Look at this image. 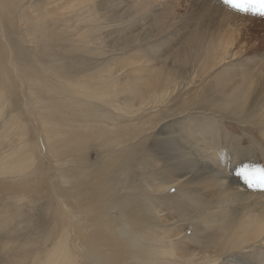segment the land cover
Here are the masks:
<instances>
[{
  "label": "bare ground",
  "instance_id": "1",
  "mask_svg": "<svg viewBox=\"0 0 264 264\" xmlns=\"http://www.w3.org/2000/svg\"><path fill=\"white\" fill-rule=\"evenodd\" d=\"M206 3L182 26L171 18L169 8L171 13L166 12L162 0H0V264H89L83 261L87 250L101 264H189L186 254L177 258L171 252L188 239L186 233L167 234L188 221L195 223L198 230L193 232L201 239L229 231L233 242L226 246L238 250L264 233V201L241 196L238 183L221 170L224 167L206 163L197 150L183 149L185 155L180 154L170 132L158 133L153 142L167 155L166 165L143 166L139 175L142 182L152 177L168 181L157 191L171 200L175 193L170 189L176 187V193L188 196L179 206L195 208L183 213L169 210L177 218L171 217L167 225L160 220L169 216L166 211L151 213L158 227L143 224L137 215L142 198L108 207L111 193L105 181L94 183L89 175L82 179L93 171L91 151L107 153L114 159L110 163L127 176L135 173L132 167L139 168L134 153L152 138L135 131L137 120L205 74L204 59L183 70L178 61H183L181 50L199 31L202 13L212 4ZM152 16L156 21L150 23ZM215 48L222 55L204 56L213 74L222 68L210 76L215 83L210 96L217 100L208 109L238 119L256 115L264 124V70L256 62L242 66L243 60L223 41ZM257 71L262 72L259 77ZM18 75L28 85L30 105L41 110L40 146L23 113ZM39 149L50 156L78 154L73 166L46 167L39 162ZM96 173L102 177V172ZM174 175L186 179L172 180ZM196 179L210 183L199 190ZM140 189L130 185L121 192L139 197ZM118 217L138 227L128 232L121 224L127 244L108 246L106 226ZM90 224L94 227L88 234ZM248 255L256 256L251 251ZM256 260L264 264V258Z\"/></svg>",
  "mask_w": 264,
  "mask_h": 264
},
{
  "label": "rangeland",
  "instance_id": "2",
  "mask_svg": "<svg viewBox=\"0 0 264 264\" xmlns=\"http://www.w3.org/2000/svg\"><path fill=\"white\" fill-rule=\"evenodd\" d=\"M207 1H211L212 4L202 13L203 16L199 25V31L192 33L193 36H191L190 41L181 50V59L183 61H178V66L183 70L193 67L192 65L197 67L202 62V59H204L207 64L203 68L205 74H201V77L198 75L193 84L188 88L178 89L174 94L172 92L173 95L169 97L164 105L154 109V112L144 113L137 120L136 124L139 126H137L138 129L135 131H141L144 139L147 137L152 138L147 144L141 146L138 152L134 153V158L139 168L132 167L135 173L127 176V171H122L120 166H113L110 163L114 159L107 153L91 151L88 159L93 171L82 178L86 179V176L89 175L93 178L94 183H101L102 179L105 181V190L111 193L107 200L108 207L123 199L133 200L135 198H142V209L138 210L137 215L148 228L159 226L157 220L151 215L154 211H166L164 215L168 214L169 216H162L160 220H166L167 225V221L171 217L177 218V214L169 210L183 213L195 209L192 206L183 208L179 206L180 203L188 200V196L176 193V187L170 189V194L175 193L171 200L165 198L162 191H157L160 187H167L168 181L159 180L158 177L149 178L146 182H142L140 179L141 167L157 165L159 168H163L167 163V155L163 154L160 147L153 143L158 133L170 132L172 136L176 137L177 144L181 147L179 150L181 152L180 154H184L182 152L183 149L187 152L188 150H192L193 152L197 150L199 158H204L203 160H206V163L208 161L213 164L215 163L214 165L216 167H224L221 170L230 176V178L227 176L229 180L231 179V181L233 180L235 183H238L236 187H238L237 189L241 194L243 193L241 196L248 197L249 195H253L251 197H255L254 200L257 201L258 199V202L259 200L260 202L264 201V189L249 188L243 179L236 175L237 169L244 165H248L251 168L264 169V124L261 123L256 115H252L248 119H238L235 115L230 116L227 113H220L218 111L216 112V110L208 109L217 100V97L210 96L211 92H214L215 83L210 81V76L213 72L211 71L210 65H208V58L204 57L206 54L222 55L215 47L223 41L243 60L244 64L242 66L247 67L250 62H256L259 64V69L264 70V15L251 11L242 12L233 9L229 5H225L223 0H162V3L166 4L167 13L170 14L172 12V19H176L182 26H186L189 24V18L192 17L189 14L193 15L199 8L207 4ZM167 8L171 12H168ZM153 21H156L155 17L149 22L153 23ZM221 69H218L213 76L222 72ZM255 74L259 77L262 72L257 71ZM16 85L20 88H17V92L20 93V96H23L20 99L21 105L24 106V116L31 127L33 138L37 140L40 146L37 138L40 137V132L37 128L39 122L37 113L41 110L35 109L30 105L28 85L21 76L16 81ZM144 105L148 106L149 102ZM208 111H212L213 113ZM60 118L64 120L63 117ZM135 131H133L134 134L138 133ZM41 136L42 140H44L42 133ZM208 147L212 148L210 149ZM77 154L76 152H58L57 155L50 156V154L47 155L46 152H42L41 149L37 152L39 162L46 167L62 166V164L73 166L72 162ZM179 164H184L188 170L191 169L184 160H180ZM96 172H102V177ZM171 179H181L184 181L186 177L174 175ZM209 183V179H196V186L199 190H202ZM130 185L137 186L139 189L141 188L139 191L141 196L127 197L121 192L123 188ZM74 186H77L75 179ZM152 187L156 188L155 192H153ZM227 211L224 212L228 214L229 212ZM58 212L61 213L60 211ZM234 213L232 212V214ZM109 214H111L110 211L106 215ZM113 215H116V212H113ZM190 219V221H196L192 217ZM121 224L128 226V232H134L138 227V224H134L130 219L118 217L113 223H109L106 226L108 246H123V244H127L124 243L125 237L121 235L119 230ZM93 227V224L87 227L88 234L93 232ZM194 229L198 230L195 223L188 221L185 226H178L172 231L167 232L168 235H177L180 231L186 233L187 237L185 238L188 239L181 243L178 250L175 251L173 249L171 252L177 258L182 254H186V261L189 264H192L190 262L193 261L196 263L198 260L200 263L210 261V264H259L260 262L256 259L264 258V233L255 235L259 238L253 240V243L244 250H238L226 246L227 243L233 242L229 231L225 234L217 232L213 238L207 240L198 238L196 232H193ZM212 240L215 241L212 242ZM180 241L182 240L180 239ZM35 243L40 244L41 242ZM245 250L248 254H250V251L255 253L256 256H252L253 259H249L250 256ZM92 253L91 251L90 257L89 250H87L86 257H84L83 261L89 264H101L98 261L99 258ZM109 264L116 263L110 261Z\"/></svg>",
  "mask_w": 264,
  "mask_h": 264
},
{
  "label": "snow or ice",
  "instance_id": "3",
  "mask_svg": "<svg viewBox=\"0 0 264 264\" xmlns=\"http://www.w3.org/2000/svg\"><path fill=\"white\" fill-rule=\"evenodd\" d=\"M223 2L242 12L251 11L264 15V0H223ZM236 175L241 177L249 188L264 189V169L244 165L237 169Z\"/></svg>",
  "mask_w": 264,
  "mask_h": 264
}]
</instances>
